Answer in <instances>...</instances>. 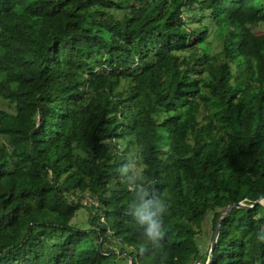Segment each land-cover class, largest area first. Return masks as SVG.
Returning <instances> with one entry per match:
<instances>
[{
    "label": "trees",
    "instance_id": "1",
    "mask_svg": "<svg viewBox=\"0 0 264 264\" xmlns=\"http://www.w3.org/2000/svg\"><path fill=\"white\" fill-rule=\"evenodd\" d=\"M259 26L264 0H0V264H264ZM125 167L167 203L158 245Z\"/></svg>",
    "mask_w": 264,
    "mask_h": 264
},
{
    "label": "clouds",
    "instance_id": "2",
    "mask_svg": "<svg viewBox=\"0 0 264 264\" xmlns=\"http://www.w3.org/2000/svg\"><path fill=\"white\" fill-rule=\"evenodd\" d=\"M121 173L134 177L129 183V190L133 193L131 206L136 222L141 226L146 239L151 244L158 245L162 235L163 217L167 211L166 201L150 187L152 182L138 171L133 173L125 167L121 169ZM256 240L264 243V227L257 231Z\"/></svg>",
    "mask_w": 264,
    "mask_h": 264
},
{
    "label": "rangeland",
    "instance_id": "3",
    "mask_svg": "<svg viewBox=\"0 0 264 264\" xmlns=\"http://www.w3.org/2000/svg\"><path fill=\"white\" fill-rule=\"evenodd\" d=\"M258 33H262L264 31V26H259L256 28ZM211 43H204L202 44L205 47L206 52H217L220 50L219 44H217L216 41H213V37H211ZM0 107H3L5 109H8L10 111H13V106L8 102L0 98ZM2 142H7L6 138H0ZM87 202V200H85ZM71 226L75 228H89L90 227V222H89V212L87 209L82 208L77 212L76 217L71 221ZM48 233V232H47ZM213 215L212 213L209 214L207 221L205 223V226L199 235L197 241L199 242L201 248L204 251H207L211 247L212 243V238H213ZM64 238V237H63ZM120 260L123 264H126L127 260L123 257L120 256ZM112 264H116L115 262H112Z\"/></svg>",
    "mask_w": 264,
    "mask_h": 264
},
{
    "label": "water",
    "instance_id": "4",
    "mask_svg": "<svg viewBox=\"0 0 264 264\" xmlns=\"http://www.w3.org/2000/svg\"><path fill=\"white\" fill-rule=\"evenodd\" d=\"M256 203H264V197H261L260 199H258L256 201ZM254 205L255 204L249 205V204H247V203L242 201V202H238V203H231L227 207H225V208L220 210L219 218L217 220V225H216V228H215V231H214V234H213V238H212V243H211V252L212 253H213V251H214V249H215V247L217 245V242H218V238H219V235H220L222 222L229 215V213L232 211V209L235 208V207H242V208L250 209ZM212 259H213V254H211V257L208 259L207 264H210L212 262ZM131 264H133V263H131Z\"/></svg>",
    "mask_w": 264,
    "mask_h": 264
}]
</instances>
